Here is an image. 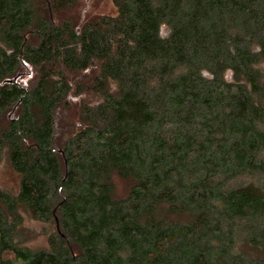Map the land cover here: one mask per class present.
I'll return each mask as SVG.
<instances>
[{
  "label": "trees",
  "instance_id": "trees-1",
  "mask_svg": "<svg viewBox=\"0 0 264 264\" xmlns=\"http://www.w3.org/2000/svg\"><path fill=\"white\" fill-rule=\"evenodd\" d=\"M113 1L0 0V264H264V0Z\"/></svg>",
  "mask_w": 264,
  "mask_h": 264
},
{
  "label": "rangeland",
  "instance_id": "rangeland-1",
  "mask_svg": "<svg viewBox=\"0 0 264 264\" xmlns=\"http://www.w3.org/2000/svg\"><path fill=\"white\" fill-rule=\"evenodd\" d=\"M116 12V7L113 0H80L78 6L73 12L75 19L83 21L85 18L104 15V14H114ZM28 76H24L20 81L24 84L29 81ZM76 101H78L76 99ZM72 102L73 106L70 111H67L65 115V120L75 123L77 116L75 110L78 107V103ZM13 117L12 113H7L5 118L0 120V131L1 128L7 124V121ZM21 178L20 175L14 170L9 160L7 152L0 148V189L4 191L11 192L12 194H17L20 189ZM119 188H124V183L118 181ZM25 226L27 229H32L26 233L25 244L32 249H38L45 247L48 244V234L46 233V227L52 225H47L30 219V217L25 218Z\"/></svg>",
  "mask_w": 264,
  "mask_h": 264
},
{
  "label": "water",
  "instance_id": "water-1",
  "mask_svg": "<svg viewBox=\"0 0 264 264\" xmlns=\"http://www.w3.org/2000/svg\"><path fill=\"white\" fill-rule=\"evenodd\" d=\"M6 81L9 82V83H13V82H16V78H14V79H7Z\"/></svg>",
  "mask_w": 264,
  "mask_h": 264
}]
</instances>
